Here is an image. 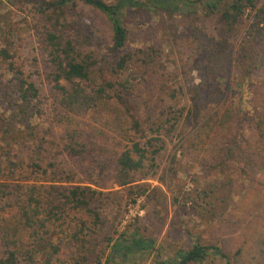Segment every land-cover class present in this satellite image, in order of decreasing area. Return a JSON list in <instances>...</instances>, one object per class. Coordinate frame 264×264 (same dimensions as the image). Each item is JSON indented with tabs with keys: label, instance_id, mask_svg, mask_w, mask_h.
<instances>
[{
	"label": "trees",
	"instance_id": "trees-1",
	"mask_svg": "<svg viewBox=\"0 0 264 264\" xmlns=\"http://www.w3.org/2000/svg\"><path fill=\"white\" fill-rule=\"evenodd\" d=\"M8 1L14 6L21 3L32 6L29 13L37 23L35 34L53 69L48 81L58 104L65 110L60 117L67 125L62 151L76 158L79 167L74 171L66 168L58 161V152H53L58 146L56 140H45L40 134L38 125L33 123L40 109V90L15 61V48L0 47V264H100L104 255L98 252L101 244L110 250L104 264H132L153 253L160 257L161 251L154 250L153 240L124 232L114 237L91 208L102 192L83 183H89L94 168L104 164L91 154L90 139L80 126L84 125L80 117L112 101L122 108L125 123L134 135L145 139L139 116L141 104L135 90L152 76L162 80L175 77L177 81L174 82L177 89L164 88L171 104L157 118V129L164 125L162 117L171 115L175 120L171 126L177 122L176 107L186 89L190 102L188 118L196 127L193 137L186 140L188 149L200 155L209 171L216 174H225L229 160L236 154L249 157L250 165H256V171L261 174V180L249 192L252 194L249 203L258 199L255 206L262 215L257 218L264 220V4L258 7V0H203L200 5L196 4L200 0H115L112 4L103 0ZM79 2L106 18L111 30L109 52L99 55L93 50L91 24L76 10ZM125 8L219 15L221 39L200 34L190 43L189 58L198 57L202 63L197 84L182 89L176 74L168 72V60L161 49L152 45L126 48L128 31L120 18ZM250 12L257 27L244 40L240 60H245L239 62L245 65L246 73L262 75L252 83L251 95L261 112L251 109L244 116L227 98L223 86L228 75L222 74L230 41L244 28ZM249 44L253 48L251 57L245 53ZM242 119L249 125L247 137L238 135ZM163 149L159 137L143 143L133 141L120 148L113 157L114 183L132 192L136 182L154 178L158 169L156 161ZM63 183L71 186L61 188ZM229 184L219 183L216 189L223 193ZM211 195L205 188L200 194L187 197L185 202L195 209L201 206V201L211 199ZM220 202H224L223 196ZM215 203L219 205L217 197ZM78 211L85 212L88 219L65 218L70 212ZM229 213L224 220L227 238L224 248L193 240L188 250L177 251L172 258L156 264H204L210 256L224 264H264V224L255 229L253 236L239 237L240 226L232 212ZM58 231L64 234L59 241L55 235Z\"/></svg>",
	"mask_w": 264,
	"mask_h": 264
},
{
	"label": "rangeland",
	"instance_id": "rangeland-1",
	"mask_svg": "<svg viewBox=\"0 0 264 264\" xmlns=\"http://www.w3.org/2000/svg\"><path fill=\"white\" fill-rule=\"evenodd\" d=\"M103 1L112 4L115 0ZM202 1L196 4L200 5ZM263 4L264 0H258V7ZM31 8V5L24 3L14 6L8 0H0V47L9 45L15 48L13 50V55L16 52L15 61L30 74L40 90V109L33 123L38 125L39 132L45 140L53 138L58 143L57 148L53 150L54 153L58 152V161L72 171L78 170L77 159L62 151L64 143L62 137L67 131V125L60 117L64 115L65 110L58 104L52 85L48 81V75L53 69L47 56L42 52L35 34L37 23L29 13ZM76 10L89 19L94 41L93 50L99 55L109 52L111 30L104 15L80 2ZM120 15L123 26L128 31L126 48L152 45L161 49L164 58L168 60V72L176 74L178 83L183 86L182 89L186 85L197 84L200 78L202 65L200 59L189 58V47L193 37L202 34L218 40L222 38V24L216 12L206 14L199 11L188 15L154 9L145 11L125 8ZM246 16V25L230 41L228 53L224 55L227 62L222 74L228 75L226 77L228 81H225L223 86L227 98L238 110H242L244 116L251 109L261 112L255 107L251 95L252 83L262 78L259 72L246 73L245 65L239 62L245 60H240V48L244 40L247 39L249 32L256 30L257 27L254 25L256 19L252 18L253 13L250 12ZM9 30L14 32L9 33ZM250 40L249 43L252 42V38ZM252 50L249 44L245 53L251 57ZM249 60L248 58L245 62ZM174 82H177L175 77L162 80L159 76H152L147 83L141 84L135 90L137 100L141 104L139 116L145 139L134 135L129 125L125 123L122 108L115 102L109 101L97 110L80 117L84 123L80 126L90 139L91 144L88 148L91 154L104 164L99 169L94 168L89 183H83L102 192L91 208L105 222V228L111 230L114 237L124 232L130 236L148 238L153 240L154 250L161 251L160 257L153 253L148 258L132 264L160 263L172 258L177 251L188 250L193 240L203 245L213 244L224 248V239H227L224 235V220L229 217V212H232L234 220L240 226L237 232L239 237L241 234H247L245 238L253 236L255 229L264 224L263 218H257L262 213L255 206L258 199L254 194L255 201L249 203L252 196L249 192H253L261 180L260 172L256 171V165H250L249 157L236 154L229 160L228 171L225 174H216L209 171L200 155L188 149L186 140L193 137L196 127L188 118L190 102L186 89L176 107L177 122L171 126L174 118L171 115L162 117L164 125L157 129L159 126L157 118L164 112V108L171 104L170 99L164 94V88L177 89ZM62 84L66 85L64 82ZM179 110L182 111L181 114H178ZM149 118L154 121V125H151ZM248 127V122L242 119L238 135L249 136ZM152 137H159L164 144V149L156 161L158 166L156 176L136 182L132 192L127 187L117 186L114 183L113 157L123 146H129L133 141L143 143ZM84 166L88 164L85 163ZM219 183L230 184L225 187V192L221 193V189H216ZM61 186L68 188L71 184L63 183ZM205 188L211 191V199L201 201L200 207L192 209L185 199L200 194ZM142 191L144 193L140 195ZM221 196L224 197L223 203L220 202ZM215 197L218 198L219 205H216ZM247 212L249 214L245 216ZM65 218L87 220L88 215L82 211L70 212ZM247 226L250 227L244 229ZM55 235L57 241L64 238V234L59 231ZM109 251L105 244L100 245L98 252L104 254L100 264H104ZM204 264L224 263L217 257L210 256Z\"/></svg>",
	"mask_w": 264,
	"mask_h": 264
}]
</instances>
